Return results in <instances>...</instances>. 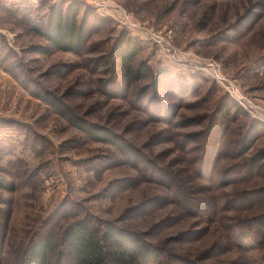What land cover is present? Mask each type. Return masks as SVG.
I'll use <instances>...</instances> for the list:
<instances>
[{
  "label": "rangeland",
  "instance_id": "374dc122",
  "mask_svg": "<svg viewBox=\"0 0 264 264\" xmlns=\"http://www.w3.org/2000/svg\"><path fill=\"white\" fill-rule=\"evenodd\" d=\"M71 4L89 35L80 54L56 50L36 31ZM120 12L170 36L174 57L120 27ZM126 34L142 48L132 67L145 64L133 83L115 55ZM162 70L187 88L163 78L156 91ZM44 92L119 145L91 140ZM235 92L264 117V0H0V264H23L43 231L69 255L61 236L82 220L98 236L107 223L137 233L162 254L150 264H264L240 229L264 213V193L252 194L264 179L238 166L264 150V135L237 156L260 120ZM227 103L234 108L220 141L209 123L219 124ZM173 178L209 205L177 203ZM236 237L245 248L233 245Z\"/></svg>",
  "mask_w": 264,
  "mask_h": 264
},
{
  "label": "trees",
  "instance_id": "16d2710c",
  "mask_svg": "<svg viewBox=\"0 0 264 264\" xmlns=\"http://www.w3.org/2000/svg\"><path fill=\"white\" fill-rule=\"evenodd\" d=\"M79 15L80 8L77 4H71L66 11L63 9L54 10L48 17L47 31L45 33L39 30L36 31L56 50L80 54L88 42L89 35L85 27L86 22H79ZM141 49L140 41L130 37L129 34L122 36L116 47L115 55L127 82L133 83L140 80L145 70L144 63L137 68L132 67V62ZM163 78H168L183 91L187 88L186 82L178 79L170 72L162 70L156 74L154 79L156 91L159 89ZM40 97L91 140L119 145L120 141L117 135L107 128L91 124L65 111L62 109L59 100L50 92H44ZM233 108L234 105L227 103L223 107L225 112L218 120L219 124H216L217 119H213L209 123L210 128H214L215 132H219L220 141L226 136L227 129L225 126ZM235 113L243 114V110L237 108ZM262 135H264V124L260 121L253 122L238 142L239 152L237 156L244 157L250 151L256 139ZM210 143L211 138L208 136L206 145L209 146ZM118 147L123 149L122 146ZM208 151L207 149L206 152ZM238 166L241 172H246L248 175H253L256 172L258 176L264 179V150L259 151ZM176 178L173 179L176 184L175 196L178 199L177 203H187L189 206L202 204L207 207L209 205L204 199L194 198L195 190L185 191L186 187ZM9 189H13V186ZM262 193H264V189H259L252 194L258 197ZM190 195L192 196L190 197ZM250 222H253V224H250ZM241 225V231L248 228L247 232L243 230V235L247 234L246 238H249V241L257 243L255 245H258V250L262 251L264 257V213L255 219H250L249 222L244 223V221H241ZM242 238H245V236ZM242 238L236 237V243L238 244L233 242V245L243 249L246 239L243 241ZM61 241L64 247L70 251L69 255L58 251L53 236L48 231L37 233L26 245L23 264H150L162 257L159 250H153L151 246L143 242L137 233L116 227L111 223H107L102 234L98 236L86 220L75 222L63 232ZM241 244L242 246H240Z\"/></svg>",
  "mask_w": 264,
  "mask_h": 264
},
{
  "label": "built area",
  "instance_id": "2783aa9c",
  "mask_svg": "<svg viewBox=\"0 0 264 264\" xmlns=\"http://www.w3.org/2000/svg\"><path fill=\"white\" fill-rule=\"evenodd\" d=\"M113 19L119 24L120 27L130 32L133 37L155 47L162 55L167 56L170 59L171 57H174L171 38L167 34L156 30L153 26L142 23L131 13L120 12L117 14V16H113ZM232 97H234L249 114L258 118L262 123H264V117L256 116L255 113L249 111L248 108L241 102V98L238 97L237 92L232 94Z\"/></svg>",
  "mask_w": 264,
  "mask_h": 264
}]
</instances>
